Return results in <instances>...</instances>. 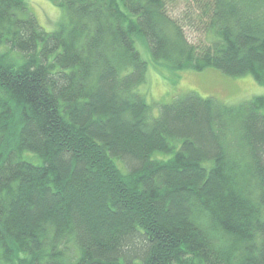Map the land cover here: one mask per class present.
<instances>
[{"label":"trees","instance_id":"trees-1","mask_svg":"<svg viewBox=\"0 0 264 264\" xmlns=\"http://www.w3.org/2000/svg\"><path fill=\"white\" fill-rule=\"evenodd\" d=\"M51 1L0 0V264H264V96L153 116L137 49L264 86V0Z\"/></svg>","mask_w":264,"mask_h":264},{"label":"rangeland","instance_id":"rangeland-1","mask_svg":"<svg viewBox=\"0 0 264 264\" xmlns=\"http://www.w3.org/2000/svg\"><path fill=\"white\" fill-rule=\"evenodd\" d=\"M24 1L29 12L46 32L57 30L65 20L62 9L51 0ZM185 32L190 43L204 42L201 30L186 28ZM137 49L147 64L146 81L139 90L145 92L150 104H155L152 108L153 116L158 115L159 105L171 103L177 97L188 93H194L201 98H213L228 105H238L255 97L264 96V86L255 83L251 76L231 78L213 69L203 72L183 70L177 74L166 70L167 73L159 74L156 68L159 70L164 68L155 66L143 48L137 46Z\"/></svg>","mask_w":264,"mask_h":264}]
</instances>
